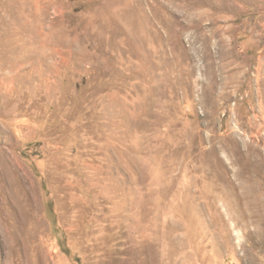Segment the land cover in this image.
Wrapping results in <instances>:
<instances>
[{"label":"rangeland","instance_id":"rangeland-1","mask_svg":"<svg viewBox=\"0 0 264 264\" xmlns=\"http://www.w3.org/2000/svg\"><path fill=\"white\" fill-rule=\"evenodd\" d=\"M262 201L264 0H0V264H264Z\"/></svg>","mask_w":264,"mask_h":264},{"label":"bare ground","instance_id":"bare-ground-1","mask_svg":"<svg viewBox=\"0 0 264 264\" xmlns=\"http://www.w3.org/2000/svg\"><path fill=\"white\" fill-rule=\"evenodd\" d=\"M261 200H263V199H261ZM258 215L260 216V218H261V220L263 221V224H264V201H262V204H260V206L258 208V214H257V216Z\"/></svg>","mask_w":264,"mask_h":264}]
</instances>
